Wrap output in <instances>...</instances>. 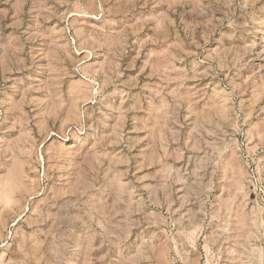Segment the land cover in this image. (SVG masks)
I'll use <instances>...</instances> for the list:
<instances>
[{
  "label": "rangeland",
  "instance_id": "374dc122",
  "mask_svg": "<svg viewBox=\"0 0 264 264\" xmlns=\"http://www.w3.org/2000/svg\"><path fill=\"white\" fill-rule=\"evenodd\" d=\"M0 264H264V0H0Z\"/></svg>",
  "mask_w": 264,
  "mask_h": 264
},
{
  "label": "bare ground",
  "instance_id": "6f19581e",
  "mask_svg": "<svg viewBox=\"0 0 264 264\" xmlns=\"http://www.w3.org/2000/svg\"><path fill=\"white\" fill-rule=\"evenodd\" d=\"M10 176L13 177V176H12V173L10 174ZM1 188H2V187H1Z\"/></svg>",
  "mask_w": 264,
  "mask_h": 264
}]
</instances>
